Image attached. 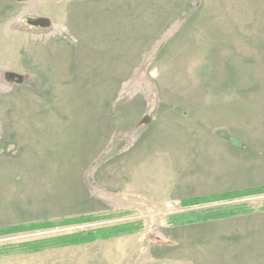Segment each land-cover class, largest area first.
Returning a JSON list of instances; mask_svg holds the SVG:
<instances>
[{
  "label": "rangeland",
  "instance_id": "rangeland-1",
  "mask_svg": "<svg viewBox=\"0 0 264 264\" xmlns=\"http://www.w3.org/2000/svg\"><path fill=\"white\" fill-rule=\"evenodd\" d=\"M216 141L264 187V0H0V264H264V193L185 206Z\"/></svg>",
  "mask_w": 264,
  "mask_h": 264
},
{
  "label": "trees",
  "instance_id": "trees-1",
  "mask_svg": "<svg viewBox=\"0 0 264 264\" xmlns=\"http://www.w3.org/2000/svg\"><path fill=\"white\" fill-rule=\"evenodd\" d=\"M264 193V187L256 188V189H250L246 191L241 192H233V193H226L211 197H203V198H196L185 202V206H194L199 204H207V203H214L218 201H224V200H232L235 198H240L243 196H250L255 194ZM235 214L229 212L228 209H218L213 213L209 214H200V215H191L187 216V219H184L181 224H195V223H201L206 222L210 220H218V219H224L234 216ZM125 228H115L112 230H98V231H92V232H82L73 234L70 236H66L63 238H60L58 241V247H75V246H81V245H88L95 243L97 241H110L115 238H118L121 236L122 233H125ZM131 233V231H130Z\"/></svg>",
  "mask_w": 264,
  "mask_h": 264
},
{
  "label": "crops",
  "instance_id": "crops-1",
  "mask_svg": "<svg viewBox=\"0 0 264 264\" xmlns=\"http://www.w3.org/2000/svg\"><path fill=\"white\" fill-rule=\"evenodd\" d=\"M236 150H238L237 146L233 145L232 142H230L227 148L223 146V142L218 143V141H216L214 146H207L205 148L199 149L201 153H203V151H206L207 153L211 151V154L207 158L201 157L202 164L211 171V175L216 177V180L212 178L209 181L212 183L219 182V184H221L222 181H224V177H225L227 181L233 184L231 188L227 187L226 189L221 187L220 185L216 187L217 189H215L214 192L207 193V195H214V194L219 195L222 194L223 192L225 193V191L226 193H228L231 191H237L239 189L238 184L241 183L242 181L241 179L238 178V174L240 171L239 168H241V166H239V163H241V159H240L241 156L240 158L237 157L238 154L235 153ZM234 160L236 162L235 166H234ZM214 164L216 165V167ZM244 171H243V176H247L249 172H244ZM245 173L247 174L245 175ZM244 180L245 181L247 180L248 182V179L245 178Z\"/></svg>",
  "mask_w": 264,
  "mask_h": 264
},
{
  "label": "water",
  "instance_id": "water-1",
  "mask_svg": "<svg viewBox=\"0 0 264 264\" xmlns=\"http://www.w3.org/2000/svg\"><path fill=\"white\" fill-rule=\"evenodd\" d=\"M150 121L149 117H146L141 124H147Z\"/></svg>",
  "mask_w": 264,
  "mask_h": 264
}]
</instances>
